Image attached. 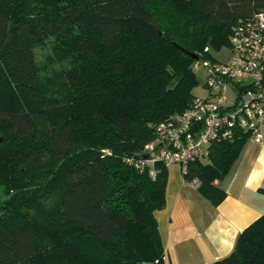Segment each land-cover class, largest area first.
<instances>
[{"label": "trees", "instance_id": "16d2710c", "mask_svg": "<svg viewBox=\"0 0 264 264\" xmlns=\"http://www.w3.org/2000/svg\"><path fill=\"white\" fill-rule=\"evenodd\" d=\"M260 12L264 0H0V264H170L154 216L166 165L152 178L134 162L197 97L194 63ZM50 36L71 64L60 96L33 55ZM248 137L212 141L184 180L218 205ZM211 264H264V214Z\"/></svg>", "mask_w": 264, "mask_h": 264}, {"label": "built area", "instance_id": "2783aa9c", "mask_svg": "<svg viewBox=\"0 0 264 264\" xmlns=\"http://www.w3.org/2000/svg\"><path fill=\"white\" fill-rule=\"evenodd\" d=\"M207 49V47L205 48ZM224 58L197 60L194 68L206 70V95L194 97L179 115L159 124L154 139L143 149V159L134 165L153 178L154 165L177 163L183 177L187 164L208 153L214 140L230 137L232 128L249 132V138L261 140L264 125V12L234 27L231 46ZM230 92V93H229ZM186 181V180H185ZM197 188L199 181H186Z\"/></svg>", "mask_w": 264, "mask_h": 264}, {"label": "crops", "instance_id": "0c3cea01", "mask_svg": "<svg viewBox=\"0 0 264 264\" xmlns=\"http://www.w3.org/2000/svg\"><path fill=\"white\" fill-rule=\"evenodd\" d=\"M261 140L247 138L221 181L224 199L213 205L188 184L177 163L166 166L165 204L155 210L170 264H211L228 255L240 231L264 214V125Z\"/></svg>", "mask_w": 264, "mask_h": 264}, {"label": "rangeland", "instance_id": "374dc122", "mask_svg": "<svg viewBox=\"0 0 264 264\" xmlns=\"http://www.w3.org/2000/svg\"><path fill=\"white\" fill-rule=\"evenodd\" d=\"M56 38L48 37L43 44H37L33 47L34 60L38 67L40 78L47 88L48 94L51 96H60L66 88L65 71L70 68L69 58L57 60ZM227 49L221 48L219 51H211L213 56L224 58L223 55ZM197 78V85L192 89L193 94L197 96H205L207 89L205 88L206 70L204 66L193 69ZM230 93V92H229ZM5 191L0 187V197H5Z\"/></svg>", "mask_w": 264, "mask_h": 264}, {"label": "water", "instance_id": "95a60500", "mask_svg": "<svg viewBox=\"0 0 264 264\" xmlns=\"http://www.w3.org/2000/svg\"><path fill=\"white\" fill-rule=\"evenodd\" d=\"M193 57H195V56L193 55ZM1 139H2V138L0 137V141H1Z\"/></svg>", "mask_w": 264, "mask_h": 264}]
</instances>
